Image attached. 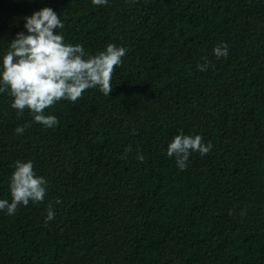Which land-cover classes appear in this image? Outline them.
I'll return each instance as SVG.
<instances>
[{"label": "trees", "instance_id": "16d2710c", "mask_svg": "<svg viewBox=\"0 0 264 264\" xmlns=\"http://www.w3.org/2000/svg\"><path fill=\"white\" fill-rule=\"evenodd\" d=\"M45 7L66 43L127 53L110 96L46 110L54 128L0 94V199L18 160L48 182L43 203L0 211V264H264V0H0V58ZM181 130L213 145L185 171L167 155Z\"/></svg>", "mask_w": 264, "mask_h": 264}, {"label": "clouds", "instance_id": "9594fccd", "mask_svg": "<svg viewBox=\"0 0 264 264\" xmlns=\"http://www.w3.org/2000/svg\"><path fill=\"white\" fill-rule=\"evenodd\" d=\"M139 2V0H133ZM147 2V0H145ZM94 6H107L108 0H91ZM25 32H19L10 42L8 51L0 58V94L11 97L10 107L19 115L28 111L33 117L32 123L44 128L58 126L55 115L47 114L61 101L76 103L83 98L87 90L98 89L105 96L113 91L112 77L116 68L123 63L127 53L124 47L109 44L104 51L89 55L80 45L66 43L58 30L64 24L52 8L45 7L25 17ZM217 60L227 59L229 55L226 43H220L213 49ZM212 65L208 62L198 64V71H207ZM30 124L17 126V135H23ZM213 145L205 144L201 135H185L181 130L167 146L169 158H175L180 171L187 169V162L193 152L201 157L209 154ZM131 146L125 149V156L131 152ZM145 157L137 154V160ZM11 175L9 191L11 202L0 199V211L14 215L20 206L27 207L30 202L41 204L47 195L48 182L34 171L32 161H16ZM56 204H60L59 199ZM231 214V213H230ZM55 219L51 204L46 209L45 224Z\"/></svg>", "mask_w": 264, "mask_h": 264}]
</instances>
